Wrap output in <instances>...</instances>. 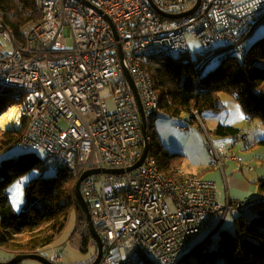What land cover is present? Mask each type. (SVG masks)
<instances>
[{
  "label": "built area",
  "instance_id": "1",
  "mask_svg": "<svg viewBox=\"0 0 264 264\" xmlns=\"http://www.w3.org/2000/svg\"><path fill=\"white\" fill-rule=\"evenodd\" d=\"M150 1L168 13L187 11L195 3ZM35 2L40 17L16 33L0 14V84L19 90L12 97L22 109L17 128L8 130L17 132L20 148L41 150L52 170L78 177L88 169H123L91 174L80 184L102 239L96 264H181L215 236L230 210L250 212L264 204L261 193L234 205L229 199L221 202L213 180L180 167L167 174L149 151L139 166L126 170L139 158L143 139L140 113L121 63L122 57L148 131L162 112L145 67L149 57L187 50V32L207 53L197 68L214 57L241 54L247 38L264 22V0H200L193 13L180 18L160 15L148 0ZM106 88L113 96L112 111L101 96ZM189 123L204 134L209 165L223 177L227 159L244 163L233 146L214 144L197 110L189 112ZM232 137L250 145L240 130Z\"/></svg>",
  "mask_w": 264,
  "mask_h": 264
},
{
  "label": "trees",
  "instance_id": "2",
  "mask_svg": "<svg viewBox=\"0 0 264 264\" xmlns=\"http://www.w3.org/2000/svg\"><path fill=\"white\" fill-rule=\"evenodd\" d=\"M0 14L15 33L29 21L40 17L35 0H0ZM206 54L204 51L199 57ZM201 58L192 60L188 49L149 57L145 67L158 92L160 110L172 116L183 111L189 113L193 109L201 113L205 109L215 108L214 93L226 92L237 99L246 117L252 120L257 118L264 125V35L247 44L241 54L232 52L214 57L219 62L204 73L201 71L203 68H197ZM14 90L0 84V114L16 103L12 97ZM238 130L222 124L214 129L221 136H232ZM147 135L149 152L161 171L169 174L170 170L181 165L183 155L164 148L153 131V125ZM16 138V131H3L0 151L15 143ZM43 164L44 160L37 150L23 151L18 157L0 160V248L11 253L39 252L50 245L63 229L69 209L73 207L76 232L81 238L80 249L86 252L92 236L85 212L74 195L76 175L58 170L53 176L34 177L27 182L24 188L26 202L40 200L43 203V210L36 220L30 219L28 210L15 212L12 207L6 187L20 175ZM257 187L258 193L264 194V176L257 180ZM229 201L234 205L232 199ZM22 234H28V237L19 240L17 236ZM212 238L198 246L191 256L205 253L211 262L217 253L218 264H264V204L236 216L231 228L221 225L211 249L204 252L202 249ZM196 264L200 263L197 261Z\"/></svg>",
  "mask_w": 264,
  "mask_h": 264
},
{
  "label": "rangeland",
  "instance_id": "3",
  "mask_svg": "<svg viewBox=\"0 0 264 264\" xmlns=\"http://www.w3.org/2000/svg\"><path fill=\"white\" fill-rule=\"evenodd\" d=\"M264 35V22L259 24L253 33L247 38L246 44H249L252 40ZM186 41L188 44V51L192 60L201 58L199 57L202 53H204L205 49L200 43L198 39L192 36L189 32L185 34ZM0 42L3 43L4 40L0 38ZM67 46L68 48L72 47V39L67 38ZM204 57V56H203ZM202 57V58H203ZM201 61L205 58L202 59ZM200 61V62H201ZM219 62L218 58H213L210 60L208 64H206L203 69L201 70L204 73L207 69L214 67ZM13 95L18 96V91L14 90ZM101 96L105 103L107 104L109 110H113V96L110 92V88H106L104 91L101 92ZM215 97V108L212 109H205L202 111V119L205 121V126L209 137L214 142V144L223 143L225 145H230L233 141L232 136L230 135H218L215 133L214 129L219 124H225L227 122H239L240 120L243 121L241 125L244 127L252 126L254 128L261 127L264 130V125L260 123L259 119L253 118L252 123H246L244 120V112L241 108L240 103L229 93L226 92H216L214 93ZM153 131L156 133L160 143L170 152H177L183 155V164L180 165L181 167H186L190 165V161L197 164L201 160V150L205 147L203 137L204 134L199 132L196 127L192 126L189 123V113L187 111L181 112L177 116H172L165 112H158L154 119H153ZM184 126L187 127L186 130H182L179 127ZM256 130L255 133L259 134L261 139L264 140V134H262L261 130ZM8 129H1L0 128V137L3 131ZM203 137H202V136ZM248 138L250 139L249 135ZM239 142V141H238ZM264 142V141H263ZM241 143V142H240ZM255 146V144H253ZM260 151H258V159L257 164H254L255 170L264 169V145H260ZM30 150L29 148H20L16 143L11 144L10 146L6 147L5 149L0 151V160L8 157H18L19 154L23 151ZM41 155L42 159L44 160V164L40 168H33L28 172L20 175L14 181H12L6 187V193L9 197V200L12 204V207L15 212H19L22 209L28 210L30 214V219L36 220L43 210V203L40 200L35 202H26L25 197V185L28 181H30L34 177H50L55 175L56 171L52 170L48 166V162L45 160V154L41 150H37ZM243 159V158H242ZM183 168V169H184ZM186 169V168H185ZM228 169L225 167L226 175H228ZM182 170V169H181ZM184 171V170H182ZM210 175H213L218 185L225 191V183L223 181L222 175L218 174L216 171H209ZM243 173V172H242ZM263 174V173H262ZM209 177V176H205ZM204 177V178H205ZM203 178V177H202ZM170 204L171 201L169 200ZM247 212H242L238 209H233L228 212L226 218L223 222V228H231L233 224V220L239 214H245ZM206 230H203L201 234H203ZM28 237V234L18 235L17 238L24 239ZM93 238L89 239L87 251L83 252L80 249L81 238L77 235L76 232V217L74 208H70L67 218L65 220V224L63 229L56 234L52 243L48 245L46 248L42 250V254L51 259L53 255L54 258L60 255L62 259V264H88L91 259H94L96 254V247L93 244ZM213 238L209 244H207L202 250L205 252L207 249H211ZM135 254V252H134ZM8 256L3 249L0 248V259H4ZM60 260V259H59ZM59 260L56 263H59ZM55 263L54 260H51ZM197 261L200 264H218L219 257L216 253L213 261L210 262L208 255L203 253L201 255H193L185 259L181 264H196ZM24 263H31V264H39L37 261L34 260H24ZM20 264V263H19Z\"/></svg>",
  "mask_w": 264,
  "mask_h": 264
},
{
  "label": "crops",
  "instance_id": "4",
  "mask_svg": "<svg viewBox=\"0 0 264 264\" xmlns=\"http://www.w3.org/2000/svg\"><path fill=\"white\" fill-rule=\"evenodd\" d=\"M200 115L202 116V114H200ZM243 116H244V120L246 123H249V124L252 123V119H250V121L248 122L247 117L244 114H243ZM190 120H191V118H190ZM203 122H205V121H203ZM242 122L243 121H241V120L239 122H233V123L227 122L223 125H228V126H232V127L239 129L240 131L245 133L247 138L249 135L250 139L248 138V140L250 142V145L248 147H245L244 144L239 140L235 141V139L233 137H232L233 138L232 143L230 145H228V146H233L234 151L237 153V155H239L243 158L244 163H240V162L233 161L231 159H227L226 164L223 168L224 169L223 170L224 177H223L220 169L213 168L209 165V150L206 147V144L204 142L205 147H203L201 150V152H202L201 153V160L199 161V163L195 164V163L190 161V165H187L185 167L186 169L184 167H181V169L184 170L186 173L195 174V175H198V176L203 177V178L206 175L209 176V177H205V179H210V180H213L215 182V184L218 188V200L221 202H225L227 199H232L234 202L244 201L249 196L257 194L258 193L257 180L264 176V169H261L258 171L254 169V167H255L254 164L255 165L257 164V159H258L257 153H258V151H260L259 147H260V145L261 146L264 145L263 141L259 142V140H262L261 137H259L260 133L257 134L255 132H256V130L262 129V128L261 127L259 128V126L257 128H254L252 126L244 127L243 125H241ZM261 132H262V134H264L263 129L261 130ZM203 141H204V137H203ZM253 144H255V146H253ZM246 163L250 164L252 168L249 169L245 165ZM181 164H183V161ZM225 167L229 168L228 169V175H226ZM209 171H216V172H218L219 175L220 174L222 175L223 181L225 183L224 184L225 185V191H223L222 188L218 185L217 180L214 177H212L213 175L209 174V173H211ZM213 238H214V236H213ZM42 250L43 249L39 250V252H36V253L44 256L41 253ZM4 251L6 253H8V256L4 259H0V262H7L12 257L16 256L17 254H23V253H11L10 251H7V250H4ZM55 255H57V254H55ZM55 255H53L52 258L49 260H53ZM24 260H34V259H24ZM24 260H22L19 263L20 264H31V263H24L23 262ZM34 261H36V260H34ZM19 263H16V264H19ZM38 263L41 264L40 262H38ZM55 264H62L61 256H60L59 263H55Z\"/></svg>",
  "mask_w": 264,
  "mask_h": 264
},
{
  "label": "water",
  "instance_id": "5",
  "mask_svg": "<svg viewBox=\"0 0 264 264\" xmlns=\"http://www.w3.org/2000/svg\"><path fill=\"white\" fill-rule=\"evenodd\" d=\"M151 4V6L154 8V10L159 13L160 15L167 17V18H180L183 16H187L190 15L191 13H193L196 8L198 7L200 0H195L194 5L188 9L187 11L181 12V13H168V12H164L162 10H159L158 8L155 7V5L148 0ZM121 63H122V67H123V71L127 80V83L129 85V87L131 88L137 107H138V111L140 113V118H141V123H142V139H143V149L141 151V154L139 156V158L131 165H129L127 167L126 170H132L134 168H136L137 166H139L147 152L149 151V141H148V135H147V129L145 126V120H144V112H143V108H142V104L140 102V99L138 97V94L136 92L135 86L133 84L132 78L130 76V73L128 71V68L125 64V62L123 61L122 57H121ZM100 171L103 172H113V173H121L123 172L122 168H94V169H88L84 172H82L78 178L76 179V182L74 184V195L79 203V206L84 210L85 212V216H86V222H87V226L90 232V235L92 236V238L95 241V245H96V254L94 259L89 262L88 264H96L102 255V251H103V244H102V239L98 233L97 228L94 226L93 224V220H92V215H91V211L89 209V206L87 204V202L85 201V199L83 198L81 192H80V184L81 181L91 175V174H96L99 173ZM24 259H34L38 262H40L41 264H55L53 263L51 260L47 259L46 257L38 254V253H23V254H17L16 256L12 257L9 261L7 262H0V264H16L21 262Z\"/></svg>",
  "mask_w": 264,
  "mask_h": 264
},
{
  "label": "bare ground",
  "instance_id": "6",
  "mask_svg": "<svg viewBox=\"0 0 264 264\" xmlns=\"http://www.w3.org/2000/svg\"><path fill=\"white\" fill-rule=\"evenodd\" d=\"M13 109H15V113L12 115L11 120H7L4 123V126L2 127L3 129H8V128H17L18 124L16 123L17 118H19V115L21 114V107L17 106L16 104H12L11 107L9 106L4 112L0 114V118L5 117L8 113H10ZM19 114V115H18Z\"/></svg>",
  "mask_w": 264,
  "mask_h": 264
},
{
  "label": "clouds",
  "instance_id": "7",
  "mask_svg": "<svg viewBox=\"0 0 264 264\" xmlns=\"http://www.w3.org/2000/svg\"><path fill=\"white\" fill-rule=\"evenodd\" d=\"M11 107V106H10ZM6 112H7V110H6ZM9 114V113H8ZM8 114L5 116V117H3V118H0V128H2L3 126H4V123L7 121V120H9L8 119ZM19 115V114H18ZM16 122L18 123L19 121H18V118H17V120H16Z\"/></svg>",
  "mask_w": 264,
  "mask_h": 264
},
{
  "label": "snow or ice",
  "instance_id": "8",
  "mask_svg": "<svg viewBox=\"0 0 264 264\" xmlns=\"http://www.w3.org/2000/svg\"><path fill=\"white\" fill-rule=\"evenodd\" d=\"M15 109H13L9 114H8V119L11 120L12 119V115L13 113H15Z\"/></svg>",
  "mask_w": 264,
  "mask_h": 264
}]
</instances>
